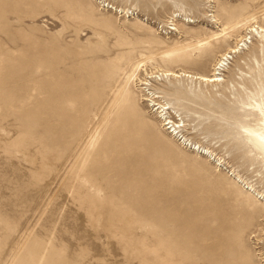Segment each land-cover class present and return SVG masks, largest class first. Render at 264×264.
<instances>
[{"label": "rangeland", "instance_id": "obj_1", "mask_svg": "<svg viewBox=\"0 0 264 264\" xmlns=\"http://www.w3.org/2000/svg\"><path fill=\"white\" fill-rule=\"evenodd\" d=\"M263 3L0 0V264H160L136 252L152 240L178 244L184 264H264V163L241 132L255 124L243 103L264 91V34L250 31L264 28ZM213 14L246 20L198 50L222 27ZM186 43L194 56L166 55ZM236 43L217 86L161 76H209ZM126 92L136 104L119 125L146 141L145 164L110 145Z\"/></svg>", "mask_w": 264, "mask_h": 264}, {"label": "bare ground", "instance_id": "obj_2", "mask_svg": "<svg viewBox=\"0 0 264 264\" xmlns=\"http://www.w3.org/2000/svg\"><path fill=\"white\" fill-rule=\"evenodd\" d=\"M107 7H109V4L107 5ZM110 8L114 9L115 11L118 10L119 12H123L122 9H117V8H114L113 6H110ZM211 17H212L213 22H215L217 25L222 24V21H220V19L216 15L213 14V15H211ZM244 20H246V19L236 21L235 23H231L230 25L229 24H222L221 28L217 27V30L215 32H212L206 38L199 40L195 44V46L197 48H199L198 50L203 49V51H206V50L209 51V50L215 48L220 42L225 40L224 36L227 34L226 31H228L229 29H231V30L237 29L239 27V24L241 22H243ZM250 31L256 32L260 36H262V34H264V28L263 27H256V29L252 28V29H250ZM236 44L237 45L234 48H230L228 52H225L219 56V59L217 60L215 66L213 68V71L211 74H209V76L195 74V73L186 72V71H183L181 73H175V72H173V70L172 71L171 70H160L161 76L175 77V78L187 77L190 79L198 80L201 83H206V84H211L212 86H217L221 82L224 81V78H222L221 73H225L228 70L225 62L230 59L231 54H239L240 53L239 52L240 51L239 44L238 43H236ZM193 46L194 45H191L190 43L177 44L174 47H172V49L169 52H166V55L167 56H170V55L175 56V55L183 53V56L192 57V56H194V51L192 50ZM187 51H189V52H187ZM141 63H139L134 68L131 76L129 77V80L131 77L134 76V72L140 67ZM175 81H177V80H175ZM122 94H123V89L118 90L116 92L113 101L111 102V104L108 107L107 113L111 111V109L117 103L118 99L122 96ZM125 94H126L125 99L122 102V105H123L122 109H121L122 113H121V115L120 114L118 115V118L115 121V126H114L115 127V135L111 138L110 145H111V148L114 149V152H116L117 150L120 149L119 151L122 152L124 150V151L130 152V154L132 156L139 157L140 159L145 158L144 163H143V164H145L147 162V160L149 159L148 158L149 155L146 152V148H147L146 141L139 140V139L135 138V136H133V134H132L133 127H131L129 129L128 133L125 134V137H123V129L124 128L120 127V125H119L120 122L122 121V116L124 115V110H125L124 107L127 105V103H133L134 105L136 104V99H135L132 92H126ZM156 97L158 98V96H156ZM250 98H251L252 102L243 103V105H244L245 112H247L249 115L254 116L255 124L253 126H241V130H242L241 132L244 135L245 140L250 144L253 151H255V153L261 159V162L264 163V141L261 140V136L264 135V116L261 115V112L264 111V91L262 90V94L259 98H256V95H253ZM154 99H155V97H154ZM154 99H152L150 101L153 104V108L156 109L157 113H159L160 116H164L165 114L169 113V112H167L171 109L169 103H163V102L155 101ZM102 101H103L102 99H99L97 101L98 106L96 107V111L101 109V106L103 104ZM144 101H149V99L144 98ZM162 123H163V126L166 128L167 131L169 130L173 136L178 137V134L180 133L179 128H181L182 125H180L179 123H174L173 121L167 120L166 118L164 121H162ZM2 130H3V128H2ZM6 135H7V133H6ZM92 138H93V136H92ZM181 139L183 140L182 142H187L183 136H181V138L179 140L181 141ZM187 146H190V148H192V150H194V152L198 151L202 155H205L208 157L214 156V153H212L209 149H205V148L201 149V147L199 145L197 146V145H192L191 143H189V144H187ZM77 159L78 158H74V160H72L71 166H70L71 170L73 168H75V166L77 167V165H76ZM112 164H113V162H112ZM218 164L221 166V164H222L221 160H219ZM110 165H108L107 168H113L114 167V165H112V166H110ZM102 166H103V164H102ZM78 168H79V166H78ZM140 168L141 169L139 171L142 172L143 169L145 168V166L142 165ZM103 170H102V172H104ZM99 172H100V170H99ZM102 172H101V174H103ZM231 175H233V173ZM235 180H237L236 177H235ZM62 181H63V179H62ZM64 184H65V182H64ZM246 185H247V190L253 194V197L255 199H257V196H259V193H255V191L253 190L254 188H252L251 185H249V184H246ZM262 198L264 199V196ZM22 244H24V243L22 242ZM141 244H142L141 248L136 249V252L138 255L143 256V258L151 259V257H153L154 261L160 262V264H184L183 261L178 260L177 255L173 252L174 247L178 246V244L171 243V242H168V243L167 242H160L159 243L155 240L147 241V242L143 241ZM199 264H201V263H199Z\"/></svg>", "mask_w": 264, "mask_h": 264}, {"label": "snow or ice", "instance_id": "obj_3", "mask_svg": "<svg viewBox=\"0 0 264 264\" xmlns=\"http://www.w3.org/2000/svg\"><path fill=\"white\" fill-rule=\"evenodd\" d=\"M261 115L264 116V111L261 112ZM261 140L264 141V135L261 136Z\"/></svg>", "mask_w": 264, "mask_h": 264}]
</instances>
